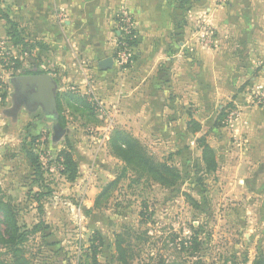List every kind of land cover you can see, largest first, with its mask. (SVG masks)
I'll use <instances>...</instances> for the list:
<instances>
[{
  "label": "rangeland",
  "instance_id": "rangeland-1",
  "mask_svg": "<svg viewBox=\"0 0 264 264\" xmlns=\"http://www.w3.org/2000/svg\"><path fill=\"white\" fill-rule=\"evenodd\" d=\"M2 24L0 195L15 206L22 226H46L23 248L33 264H126L119 260V236L127 264H252L264 252V143L238 131L243 115L264 109V85L246 81L244 92H157L156 121L145 117L125 126L106 89L117 77L73 76L65 61L56 65L41 48L21 56ZM17 62L23 69L15 72ZM34 66L56 75L62 99L58 124L66 132L60 137L43 115L8 113L13 110L10 80ZM67 92L86 97L94 113L68 104L62 97ZM190 120L200 124L199 132L189 129ZM117 128L138 138L158 161L178 168L179 186L166 188L130 170L125 175V164L109 146ZM201 138L216 153L215 173L204 171ZM26 147L40 157L42 179ZM64 151L78 166L74 180L65 174ZM41 193L49 195L37 202ZM0 256L13 263L1 246Z\"/></svg>",
  "mask_w": 264,
  "mask_h": 264
},
{
  "label": "crops",
  "instance_id": "crops-1",
  "mask_svg": "<svg viewBox=\"0 0 264 264\" xmlns=\"http://www.w3.org/2000/svg\"><path fill=\"white\" fill-rule=\"evenodd\" d=\"M122 9L135 22V57L124 72L102 71L99 62L115 52L116 16ZM0 10L29 41L48 46L56 65L65 61L73 76L117 77L106 89L125 126L145 117L156 121L157 92H244L246 81L264 85V0L227 5L217 0H0ZM200 20L213 28L209 48L194 35ZM0 22L6 32V22L1 17ZM86 62L93 69H85ZM32 72L41 73L38 66ZM252 112L243 115L238 131H249L261 145L264 109Z\"/></svg>",
  "mask_w": 264,
  "mask_h": 264
},
{
  "label": "trees",
  "instance_id": "trees-1",
  "mask_svg": "<svg viewBox=\"0 0 264 264\" xmlns=\"http://www.w3.org/2000/svg\"><path fill=\"white\" fill-rule=\"evenodd\" d=\"M0 17L7 24V36L9 37L14 48L21 53V56L25 54H32V51L36 48H41L43 50H49L48 46L29 41L23 32L18 28L17 23L8 13L0 10ZM136 39L132 42L135 46ZM135 57V56H134ZM23 69L21 62H17L14 70L15 72ZM28 74H38L39 72H27ZM63 99L74 107H77L82 112L94 113L95 106L88 101V99L80 94H74L72 92H67L62 94ZM61 98L57 96V105L59 106L57 116L58 122L62 121L61 117ZM49 120L48 118H45ZM50 121V120H49ZM189 129L192 132L200 131V124L194 120L188 122ZM202 147V162L204 164V171L206 173H215L218 169V163L216 158V153L214 149L207 143L205 138L198 140ZM109 146L112 154L120 159L124 164V173L126 175L127 171L130 170L136 173L140 179L147 178L154 182H157L166 188H176L179 186L182 175L178 168L169 165L166 162H160L154 158L147 148L142 144V142L130 134L129 132L122 129H115L110 137ZM26 157L31 164L36 176L42 179L44 172L42 171V164L40 162V157L38 154L34 153L31 148H24ZM63 161L65 166V174H68L69 179L74 180L78 173V166L74 161L71 152H63ZM113 182L109 188L116 185ZM106 194V191L104 192ZM49 195L48 193L38 194L36 197L37 202L41 201V198ZM101 196L96 200L97 204L100 202ZM196 206V204H195ZM46 229L42 223L35 225L31 230L22 226L19 222V216L15 206L11 202L4 201L3 197L0 195V246L6 251V255L12 257V264H33L24 254V246L29 241L32 234L39 233ZM119 241L117 242V249L119 252V260L127 264L126 260V250L123 248L125 242L122 236H119ZM247 260L241 264H247ZM0 264H8L5 260L1 259ZM252 264H264V252H261Z\"/></svg>",
  "mask_w": 264,
  "mask_h": 264
},
{
  "label": "built area",
  "instance_id": "built-area-1",
  "mask_svg": "<svg viewBox=\"0 0 264 264\" xmlns=\"http://www.w3.org/2000/svg\"><path fill=\"white\" fill-rule=\"evenodd\" d=\"M230 0H217L219 5H227ZM117 37L115 38V52L113 55L114 68L118 72H124L132 64L135 55L132 42L136 39L135 22L132 16L125 10H119L116 16ZM195 38L202 47H211L213 44V28L205 21H199L196 25ZM4 42H0V47ZM262 89V88H259Z\"/></svg>",
  "mask_w": 264,
  "mask_h": 264
},
{
  "label": "water",
  "instance_id": "water-1",
  "mask_svg": "<svg viewBox=\"0 0 264 264\" xmlns=\"http://www.w3.org/2000/svg\"><path fill=\"white\" fill-rule=\"evenodd\" d=\"M113 67V57L103 59L99 62V68L102 71L112 70ZM10 84L14 91L12 93L13 102L17 100L16 97L19 95L31 93L32 102L38 104L45 114L52 117L57 116V96L59 92V84L51 74L38 73L15 76L10 80ZM55 127L61 129L59 124H56Z\"/></svg>",
  "mask_w": 264,
  "mask_h": 264
},
{
  "label": "flooded vegetation",
  "instance_id": "flooded-vegetation-1",
  "mask_svg": "<svg viewBox=\"0 0 264 264\" xmlns=\"http://www.w3.org/2000/svg\"><path fill=\"white\" fill-rule=\"evenodd\" d=\"M22 75H31V74H27L25 72H23L22 74L18 75V76H22ZM14 91H12L13 93ZM33 92V91H32ZM11 98H12V94H11ZM17 100L15 102L12 101V111H8V113L10 114H15L21 110H25L26 112L30 113V114H40V115H43L44 118H48L50 121L49 122H54V130H55V133L57 136H62L64 135L66 132H64V130L62 129H58L56 128V124H57V117H52V116H49L47 114H45L42 110V108L32 102V94L31 93H26V94H23V95H19L18 97H16ZM59 136V137H60Z\"/></svg>",
  "mask_w": 264,
  "mask_h": 264
}]
</instances>
